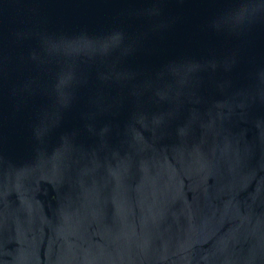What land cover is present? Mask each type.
Returning <instances> with one entry per match:
<instances>
[{
	"label": "water",
	"instance_id": "water-1",
	"mask_svg": "<svg viewBox=\"0 0 264 264\" xmlns=\"http://www.w3.org/2000/svg\"><path fill=\"white\" fill-rule=\"evenodd\" d=\"M0 264H264V0H0Z\"/></svg>",
	"mask_w": 264,
	"mask_h": 264
}]
</instances>
